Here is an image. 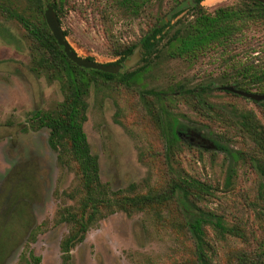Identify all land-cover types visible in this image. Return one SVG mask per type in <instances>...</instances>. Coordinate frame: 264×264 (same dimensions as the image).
Segmentation results:
<instances>
[{
	"label": "rangeland",
	"instance_id": "1",
	"mask_svg": "<svg viewBox=\"0 0 264 264\" xmlns=\"http://www.w3.org/2000/svg\"><path fill=\"white\" fill-rule=\"evenodd\" d=\"M43 1L46 7V2L52 5L53 0ZM0 2L25 16L35 10L32 0ZM239 2L203 0L201 4L213 12ZM173 5L174 0H147L135 12L124 0H64L58 16L66 40L80 57L112 64L118 59L114 45L137 42ZM185 16H190L187 8L179 17ZM244 32V43L235 46L230 57L211 47L187 61L170 57L164 45L151 68H141L140 60L129 69L140 67V80L132 89L114 82L92 87L84 131L98 157L101 181L109 190L119 195L142 194L165 187L169 179L154 100L142 98L140 90L205 84L212 89L208 100L219 109L253 110L261 117L250 98L224 92V87L234 84L226 82L234 73L232 64L264 66V22L254 23ZM31 59V42L22 26L0 13V264H30L29 251L40 257L41 264H61L60 242L68 226L58 220V210L76 205L80 196L75 168L58 162L57 153L48 145V129L30 120L33 111L53 109L63 99L57 81L31 71ZM121 65L120 72L128 71ZM249 89L257 91L255 86ZM169 108L187 126L181 131L173 167L212 186V195L203 202L206 208L221 214L227 224H243L250 235L253 233L250 241L244 242L230 236L221 238L207 227L214 259L219 264H236L235 253L256 250L263 237L257 198L260 178L248 161H234L216 148L214 141L248 152V140L229 127L217 110L206 116L178 95ZM227 174H232L229 187L224 185ZM173 208L107 215L71 250V264L191 260L192 242L179 226L181 219Z\"/></svg>",
	"mask_w": 264,
	"mask_h": 264
},
{
	"label": "trees",
	"instance_id": "2",
	"mask_svg": "<svg viewBox=\"0 0 264 264\" xmlns=\"http://www.w3.org/2000/svg\"><path fill=\"white\" fill-rule=\"evenodd\" d=\"M64 0H53L52 6L60 23L59 14ZM132 11H138L147 0H124ZM203 0H174L169 13L149 27L141 38L134 43L113 46V54L118 59L112 64H122L140 43L142 52L141 68H151L153 59L159 56L161 47L166 45V53L172 58L194 60L207 48L215 47L226 57L234 52L235 46L244 43V31L250 25L264 22V4L256 0H240L236 5L219 7L213 12L207 11L201 4ZM34 13L25 16L15 7L0 2V13L6 18L16 20L24 29L31 42L30 69L37 75H44L50 82L57 81L63 99L49 110H35L30 120L37 127L48 129V145L57 153L58 162L75 168L79 180L80 196L77 204L58 210V220L68 226L61 239V264H71V250L81 243L88 231L101 219L117 211L131 214L145 209L173 206L181 219L179 226L185 229L192 242L193 257L189 261L172 264H219L213 257V248L207 239V227H211L221 238L235 237L249 242L253 233L240 223L227 224L218 214L203 204L212 195V186L192 176L182 175L172 165L179 150L181 131L185 126L170 110L173 97L180 96L194 110L210 116L217 115L248 140L249 151L232 149L228 144L214 141L218 149H223L234 161H245L258 174L257 198L258 215L264 222V100L251 102L257 107L261 117L253 110L236 108L220 109L208 100L212 89L207 85L186 87L181 84L170 89L140 90L142 98L152 97V105L158 128L164 142L163 156L169 176L167 185L161 189L142 194H123L109 190L101 181L97 155L92 153L84 123L87 121L88 97L92 87L116 83L132 89L140 80L139 68L118 73H108L96 69L84 68L71 61L59 45L47 26L44 16V1L32 0ZM190 11L189 17H179L184 9ZM175 23L172 24V21ZM168 27H172L168 31ZM66 36V32L63 31ZM165 41L163 42V40ZM94 61L91 57H86ZM234 71L226 82L234 81L235 89L249 92V86H255L257 94H264V66H253L238 62L232 64ZM227 78V77H226ZM226 94L247 98L233 91ZM255 93V92H250ZM220 113V114H219ZM181 134V136L179 135ZM232 184V174H227L224 185ZM258 248L252 252L239 251L234 257L236 264H264V228ZM34 264H41L39 256L29 251ZM30 263V264H32Z\"/></svg>",
	"mask_w": 264,
	"mask_h": 264
},
{
	"label": "water",
	"instance_id": "3",
	"mask_svg": "<svg viewBox=\"0 0 264 264\" xmlns=\"http://www.w3.org/2000/svg\"><path fill=\"white\" fill-rule=\"evenodd\" d=\"M262 4H264V0H256ZM45 21L47 23L48 28L50 29L51 33L53 34L54 38L58 42L59 45L63 46V50L67 57L76 63L78 66L84 67V68H91L100 70L103 72L108 73H118L121 69V64H102L98 63L96 61L89 60L87 58L80 57L70 46L68 41L66 40V36L63 33V30L61 28V25L59 23V20L57 18L56 12L53 9V6L50 2H46V7L44 11ZM142 58V52H141V44L139 43L135 48L133 53L123 62V65L127 68H133L136 66ZM224 89L233 91L237 94H240L244 97L253 99V100H264V94H257V93H250L245 92L239 89H235L232 86H226ZM181 136V134L179 133Z\"/></svg>",
	"mask_w": 264,
	"mask_h": 264
}]
</instances>
